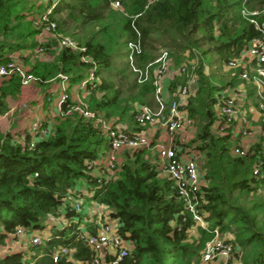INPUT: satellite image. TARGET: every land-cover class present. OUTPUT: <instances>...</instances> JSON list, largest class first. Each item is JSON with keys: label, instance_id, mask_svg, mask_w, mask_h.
Listing matches in <instances>:
<instances>
[{"label": "trees", "instance_id": "obj_1", "mask_svg": "<svg viewBox=\"0 0 264 264\" xmlns=\"http://www.w3.org/2000/svg\"><path fill=\"white\" fill-rule=\"evenodd\" d=\"M115 1L119 7H114ZM42 6L35 0H0V64L14 53L28 52L22 59L37 79L44 110H51L58 96L51 87L69 85V99L56 117H48L53 127L45 122L48 135L34 137L22 129L4 132L0 126V264H89L94 252L86 236L95 235L97 226L85 208L92 202L109 208L119 234L131 244L120 264H205L202 252L216 231L222 238L232 237L234 252L228 264H264L261 145L250 146L246 157L234 156L233 148L243 147L241 137L220 134L216 125L219 97L228 87L242 84L230 74H240L243 68L229 70L228 80H217L206 63L211 64L208 55L214 54L212 63L225 68L241 56L260 34L243 10H262L264 0H58L45 23H56L48 32L59 39L54 52L52 38H38L44 33L36 25ZM256 18L264 21V11ZM63 37L72 38L78 47L61 45ZM158 45L167 48L175 67L188 64L187 72L165 86L167 108L178 87L187 85L185 74L193 68L196 76V92L186 107L196 135L185 143L179 134L175 144L182 153L192 152L202 175L196 211L204 226L164 174L154 144L122 150L113 178L101 174L97 163L109 153L110 142L76 110L79 101L73 91L94 73L96 81L83 100L88 109L124 132H148L137 115L143 107L156 106V88L152 80L139 83L133 67L153 62L161 54L156 53ZM43 53L52 58L41 57ZM195 59L197 63L191 62ZM23 88L19 75L1 83L0 116L10 111V101H17ZM246 105L258 106L254 88H248ZM77 187L85 193H75ZM75 199L84 201L81 212L73 206ZM59 221L64 223L59 226ZM19 228L30 235L48 231V236L40 245L31 244L29 251L2 256ZM63 248L68 254L54 262Z\"/></svg>", "mask_w": 264, "mask_h": 264}, {"label": "built area", "instance_id": "obj_2", "mask_svg": "<svg viewBox=\"0 0 264 264\" xmlns=\"http://www.w3.org/2000/svg\"><path fill=\"white\" fill-rule=\"evenodd\" d=\"M48 1L51 5H49L46 12L40 15L36 22L38 27H43L44 33L54 31L56 28V23L53 21L45 26V23L49 22V14L53 12L58 3V0ZM113 5L119 7L120 2L115 1ZM261 11H264V6L262 10L251 11L246 8L243 10V14L251 23L255 24L260 34L250 40L248 48L243 51L240 57L230 60L227 64L228 70L238 67L243 68L240 74H230L231 77H237L238 80L242 81V84L236 87H228L219 97L220 102L216 106L218 115L216 125L220 134H231L234 139L241 137V140H243L245 137L255 135L261 145L260 156L264 165V21L259 22L256 18ZM60 44L78 47L77 43L70 37H63ZM130 46L138 48L133 43ZM42 51L43 49L40 48L39 53ZM133 69L137 72L139 83L142 84L152 80L156 88L154 93L156 106L154 108L143 107L137 115V121L141 126H149L148 132L133 134L124 132L103 114L88 109L83 100L87 95L88 86L96 81L94 73L89 74L88 78L79 87L82 97L78 98L79 105L76 110L80 111L83 117L89 120L94 127L100 129L110 142L109 153L97 163L101 166V174L108 173V180L113 178L119 153L122 150L151 147L154 144L164 174L176 184L179 195L186 203L189 211L194 214L195 220L204 226L200 215L196 211L200 202L199 193L203 185L202 175L192 152L187 150L182 153L181 148L175 144V137L187 129L188 111L186 107L190 96L196 92L194 86L196 76L185 74L189 76L187 85L178 87L174 94L175 99L167 108L164 82L181 75L180 73L187 72L188 64L184 62L180 67H175L171 64L167 51L163 50L153 62L148 63L144 68L134 66ZM13 75L21 76L24 87H29L37 80L28 72V66L19 54H13L7 63L0 64V85ZM249 87L254 88L256 91V97H258L257 107L246 105ZM68 88V83L61 85L59 107L69 99V94L66 92ZM45 122V118L40 116L32 119L30 124L31 135L34 137L48 135L49 130L45 129ZM156 125L162 127L168 139L156 138V133L152 130ZM249 153V148L238 146L233 148V154L237 157H246ZM259 173L260 168L257 167L255 174L258 175ZM78 191L85 193L84 189L79 187L75 189V193ZM83 203L82 199H75L73 206L81 212ZM103 211H108V214H103ZM85 212L90 215V222L94 221L97 226L95 235L86 236V242L94 252L89 264H120L123 258L128 255L131 244L119 234V224L115 227L106 220L107 218L110 219L109 208L92 202L86 206ZM82 228H85V226L82 225ZM26 234L29 235L30 243L33 245L42 244V240L48 236L47 233L30 235L24 229L19 228L10 240L13 237H22ZM233 252L234 247L229 239L222 238L219 232L216 231L215 237L207 242L203 249L202 262L205 264L219 262L228 264L232 259ZM66 254H68V251L64 248L57 251L54 255V262H57L60 256Z\"/></svg>", "mask_w": 264, "mask_h": 264}, {"label": "rangeland", "instance_id": "obj_3", "mask_svg": "<svg viewBox=\"0 0 264 264\" xmlns=\"http://www.w3.org/2000/svg\"><path fill=\"white\" fill-rule=\"evenodd\" d=\"M35 1L37 2V4L41 3L43 5L40 8V11H42V12L43 11L46 12L49 5H51V3L48 0H35ZM45 36H47V37H42L41 40L44 41V40H47L49 38H52L54 45L59 44V39L57 37H55L52 33H48V35H45ZM207 48L208 47H204V49H207ZM165 49H167V48L163 47L162 45H158V49H157L156 53L159 55L160 52H162ZM54 51H55V48H54L53 52ZM186 53H188V51ZM208 57L211 61V64L208 61L206 62L208 64L207 72L213 73V75L218 77L217 80H219V79H222V80L227 79L228 80L229 79V77H228L229 70L227 69V67L220 68L218 66H215L217 63H214V62H213L214 64L212 63V61L215 60L216 55L209 54ZM191 62L197 63L198 61H197V59H195V61H191ZM192 70H193V68L190 69L189 74H192V72H193ZM170 80H172V79H169L166 81H170ZM165 82H164V84H165ZM57 87H58V89H57ZM51 90L54 94L58 93V96L56 98V100H57L56 102L58 104L59 99H60L59 92H58L59 86L54 84L51 87ZM21 96L24 98L22 102H18L15 100L10 101V111L6 115L0 116V124H1L2 130L4 132L12 129V125L14 123L13 120L15 119V117H17V115H19V110L17 108H20V110L22 111L21 112L22 113V120H18L19 117L16 118L18 120V123L16 124V126H18V124H20L21 127L18 126L17 128H21L22 130H26L27 129V123H29L39 113V109L38 108L36 109V106H37V104L42 103L43 99H42L41 91L37 87L36 82H34L30 87H24ZM27 96H29V98ZM37 100H38V103H35L36 106H35V108H33L34 102H37ZM31 102H33V103H31ZM27 105H28V107H25ZM49 123H50V128H52L54 125V120L53 119L50 120ZM195 135H196L195 125L193 123H191L190 121L188 122V118H187V129L183 133L180 134L181 141L185 142V143H189L190 141H192L195 138ZM255 140H257V137L255 135H252V136L243 138V143L249 144ZM119 158H120V156H119ZM119 158L117 160V163L119 162ZM103 214H108V211H103ZM106 220L109 223H111L112 226L116 227V225L118 224V222L116 220H111L109 218H107ZM63 223H64V221H59L58 225L61 226ZM45 233H47V235H48V231ZM226 238L232 239V237H226ZM30 245H31L30 237L27 234L25 236H22V237H17V238L13 237V239L10 240L5 247H3V249L1 250V255L4 256V255L11 253V252L29 251ZM215 264H224V262H219V263H215ZM235 264H238V263H235Z\"/></svg>", "mask_w": 264, "mask_h": 264}, {"label": "crops", "instance_id": "obj_4", "mask_svg": "<svg viewBox=\"0 0 264 264\" xmlns=\"http://www.w3.org/2000/svg\"><path fill=\"white\" fill-rule=\"evenodd\" d=\"M45 35H48V33L47 32H45V33H43V34H41V35H39L38 36V38L39 39H41L42 37H47V36H45ZM57 45V44H56ZM56 45H54L53 47L54 48H56ZM54 48H53V50H54ZM53 52V51H52ZM14 54H19L21 57H23V55H27L28 54V52H17V53H14ZM35 56V55H34ZM41 57H48V58H52V56H51V53H43V54H41ZM25 62V61H24ZM25 64H26V62H25ZM27 66H28V64H26ZM28 68H29V66H28ZM168 82L169 81H166L165 82V86L168 84ZM33 84V83H32ZM31 84V85H32ZM30 85V86H31ZM56 85H58V84H56ZM61 83H59V96H60V94H61ZM29 86V87H30ZM165 86H164V95H165V99H167L168 98V94H167V91H166V88H165ZM57 89H58V87H57ZM57 95V94H56ZM81 95H82V92H81V90H80V88L78 87V88H76V89H74V91H73V96L75 97V98H79V97H81ZM26 96V95H25ZM28 98H29V96H27ZM43 97V96H42ZM57 98V97H56ZM56 98H55V101L53 102V104H52V106H51V110H44L43 109V101H42V103H39V104H37V106L35 105V103H38V100H37V102H34V107L33 108H35V106H36V109L38 108L39 109V113L35 116V117H37V116H40V117H42V118H45V120H46V122L48 121V123H49V119L50 118H48L49 116L50 117H56L58 114H59V111H60V107H59V103L57 104V100H56ZM23 97L22 96H20L18 99H17V101L18 102H22L23 101ZM56 102V103H55ZM31 103H33V102H31ZM41 105V106H40ZM25 107H28V105L27 106H25ZM16 108V107H15ZM14 108V109H15ZM18 110H19V115H17V117H15V119L13 120V125H12V129H10V130H8V131H15L16 129H21V128H17L18 126L19 127H21L20 126V124H18V126H16V124L18 123V120H22V111L20 110V108H17ZM19 117V119L17 120L16 118H18ZM34 117V118H35ZM33 118V119H34ZM32 121V120H31ZM31 121L29 122V123H27V131L30 133V124H31ZM50 124V123H49ZM0 126H1V124H0ZM152 130L157 134H159V138H163V139H168V136H166L165 135V133H164V131H163V129H162V127L160 126V125H156L155 127H153L152 128ZM157 134V135H158ZM256 142H258V139L257 140H255V141H253V142H251V143H243V140H242V146L243 147H245V148H249L250 146H252L254 143H256ZM229 237V236H228ZM10 241V240H9ZM8 241V242H9Z\"/></svg>", "mask_w": 264, "mask_h": 264}]
</instances>
